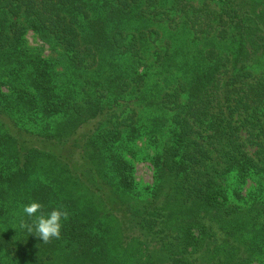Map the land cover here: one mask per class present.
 <instances>
[{"label": "trees", "instance_id": "obj_1", "mask_svg": "<svg viewBox=\"0 0 264 264\" xmlns=\"http://www.w3.org/2000/svg\"><path fill=\"white\" fill-rule=\"evenodd\" d=\"M142 17L188 25L193 56L178 62L171 42L141 70L144 43L162 37L124 29ZM139 162L153 182L137 180ZM32 201L68 210L59 239L19 229ZM2 252L264 264V0H0Z\"/></svg>", "mask_w": 264, "mask_h": 264}, {"label": "rangeland", "instance_id": "obj_2", "mask_svg": "<svg viewBox=\"0 0 264 264\" xmlns=\"http://www.w3.org/2000/svg\"><path fill=\"white\" fill-rule=\"evenodd\" d=\"M205 1V0H201ZM201 4L200 1H197L194 3V5H199ZM167 5V4H166ZM167 20L164 21L163 23H158V22H146L143 17L140 20H135L132 22V24L124 26V29L129 32H134L138 33V30H141L145 26H149L150 29H154L155 31H159L162 33L161 38H157L156 41L150 42L148 41L146 44L144 43L145 47L144 50L145 55L148 56L146 58V61H142V69L141 70H146L147 66L149 67L155 62L157 58L156 52L159 51L160 53H166V50H170L171 47L169 46V43L171 44L174 49L177 51V59L178 62H182L183 60L186 59L187 56H193V52L195 50V44L193 43L192 39L194 36L192 35V32L188 28V25L186 24H180L177 25V29L173 31L171 29V26H167ZM169 37L172 39L171 41L168 40ZM27 42L29 45L32 46H40L43 48V52L45 54H49L51 51V48L45 44L43 41H41L38 36L32 31L28 30L25 36ZM158 66V63L156 62ZM170 70H172L176 74H181L182 71L178 68L175 67H170ZM156 69L150 70V74L152 77H150L151 81H153L154 77H159L157 75H154ZM154 72V73H153ZM161 77V76H160ZM136 178L139 181H143L145 183H151L153 182V175H154V170L152 166L148 162H139L136 164ZM11 260V255H8L4 252L0 253V264H8Z\"/></svg>", "mask_w": 264, "mask_h": 264}, {"label": "clouds", "instance_id": "obj_3", "mask_svg": "<svg viewBox=\"0 0 264 264\" xmlns=\"http://www.w3.org/2000/svg\"><path fill=\"white\" fill-rule=\"evenodd\" d=\"M42 204L32 201L23 206V213L30 218L21 220L19 229H25L29 234H35L43 243L59 239L63 221L69 218V212L63 206L52 208L47 214L42 211Z\"/></svg>", "mask_w": 264, "mask_h": 264}]
</instances>
